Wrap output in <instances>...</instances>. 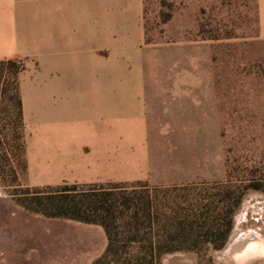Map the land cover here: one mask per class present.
Listing matches in <instances>:
<instances>
[{
	"label": "rangeland",
	"instance_id": "rangeland-1",
	"mask_svg": "<svg viewBox=\"0 0 264 264\" xmlns=\"http://www.w3.org/2000/svg\"><path fill=\"white\" fill-rule=\"evenodd\" d=\"M142 1L145 44L160 54L159 85L175 86L182 80L192 91L198 89L200 105L208 112V137H155L158 167L162 171L163 163L168 164L181 179L149 184L188 185L196 194L201 188L196 186L225 182L230 173L237 183L250 175L251 183L264 189V0ZM163 69H169L168 80L162 78ZM5 79L11 82L8 66H0V264H93L108 244L101 226L46 217L21 204L27 190L78 183L43 180L40 159L34 170L30 168L32 138L35 152L44 153L54 137H42L39 128L29 137L24 119L16 129ZM182 188L177 193H184ZM250 231L264 238L261 190H251L243 198L222 249L171 253L161 262L264 264V251L238 255Z\"/></svg>",
	"mask_w": 264,
	"mask_h": 264
},
{
	"label": "crops",
	"instance_id": "crops-1",
	"mask_svg": "<svg viewBox=\"0 0 264 264\" xmlns=\"http://www.w3.org/2000/svg\"><path fill=\"white\" fill-rule=\"evenodd\" d=\"M8 61L25 66L29 137L38 128L54 137L45 155L33 138L28 146L27 163L34 170L40 159L43 180L175 183L181 175L155 161V137H208L198 89L182 80L159 85L160 54L145 44L142 0H0V62Z\"/></svg>",
	"mask_w": 264,
	"mask_h": 264
},
{
	"label": "trees",
	"instance_id": "trees-1",
	"mask_svg": "<svg viewBox=\"0 0 264 264\" xmlns=\"http://www.w3.org/2000/svg\"><path fill=\"white\" fill-rule=\"evenodd\" d=\"M8 66L4 93L16 112V129L23 125L19 74L21 61L0 62ZM1 85V82H0ZM10 90L8 91V89ZM19 140L21 137H17ZM21 149L23 145H18ZM26 167V162H22ZM250 175L240 183L230 176L225 182L202 183L192 194L190 186H153L148 182H110L80 187L59 185L27 190L21 204L31 212L101 226L107 236L104 254L93 264H162L176 252L222 249L233 229V217L251 190ZM17 179V175H15ZM183 189L184 193H177ZM187 188V189H186Z\"/></svg>",
	"mask_w": 264,
	"mask_h": 264
},
{
	"label": "bare ground",
	"instance_id": "bare-ground-1",
	"mask_svg": "<svg viewBox=\"0 0 264 264\" xmlns=\"http://www.w3.org/2000/svg\"><path fill=\"white\" fill-rule=\"evenodd\" d=\"M243 241L244 247L242 248L241 252L238 253L239 257L252 255L259 251H264V238L256 231H250L246 233Z\"/></svg>",
	"mask_w": 264,
	"mask_h": 264
}]
</instances>
